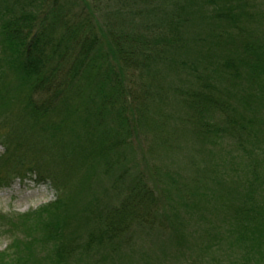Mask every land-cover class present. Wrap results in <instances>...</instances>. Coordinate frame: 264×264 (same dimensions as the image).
I'll return each mask as SVG.
<instances>
[{
  "label": "rangeland",
  "instance_id": "rangeland-1",
  "mask_svg": "<svg viewBox=\"0 0 264 264\" xmlns=\"http://www.w3.org/2000/svg\"><path fill=\"white\" fill-rule=\"evenodd\" d=\"M12 1L6 0L5 5ZM53 5L59 10L58 17L72 29L81 26L84 33V20L91 18L87 16L90 14L92 22L99 24L98 37L128 32L140 42H150L156 50L144 69L124 76L127 98L123 101L132 110V115L126 110L125 118L133 122L121 130L116 120H108L110 133L120 130L117 146L108 155L109 170L89 166L68 189V193H78L70 204L72 218L64 224L63 235L71 239L67 243L70 249L64 253L63 262L56 264H232L228 256L237 248L228 232L237 229L233 215L236 209H247V200L254 194L264 196V121L262 125L259 121L264 119V105L258 99L264 91L256 94L254 101L255 93L244 89L245 80L238 83L239 89L232 87L236 79L227 61L236 63L245 58L253 37L264 41V0H194V12H187L188 23L181 24L183 29H179L175 7L160 1L57 0L49 4ZM226 7L230 16L238 18L235 24L228 22ZM214 13L218 17H213ZM63 47L61 44L60 50ZM188 63L195 66L197 79L187 70ZM79 73L83 74L82 67ZM11 78L15 88L19 80ZM197 80L214 86L224 100L232 95L233 105L237 103L235 91L238 97L250 100L249 106L260 104L255 109L241 107L240 113L253 119L250 134L242 129L240 119L230 125L233 130L240 126L238 135L244 147L256 152L257 165L252 166L247 152L231 138L221 135L212 147L193 132L180 97L197 89ZM204 85L198 84V88L203 91ZM84 91L85 97L93 94V86L86 85ZM130 97L132 106L128 104ZM4 150L0 145V154ZM33 179H14L0 188V219L6 220H0V252L10 243L11 235L22 237L20 228L17 232L13 227L18 214L56 198L53 189ZM137 182L146 183L153 191L156 214L146 215L142 225L123 226L109 240L100 236L103 241L95 239L88 244V234L97 227L95 217L86 212L88 205L95 206L97 200L101 206L115 205ZM259 204L264 208V203ZM101 230L93 235L98 237ZM35 240L24 263L49 264L42 257L51 244L39 242V235ZM16 258L8 252L0 264L5 259L13 263Z\"/></svg>",
  "mask_w": 264,
  "mask_h": 264
},
{
  "label": "trees",
  "instance_id": "trees-1",
  "mask_svg": "<svg viewBox=\"0 0 264 264\" xmlns=\"http://www.w3.org/2000/svg\"><path fill=\"white\" fill-rule=\"evenodd\" d=\"M134 1H160L174 6L179 12V29H183L182 23H188L187 12H194L191 9L194 0ZM48 2L13 0L7 5L6 0L0 2V145L5 148L0 154V188L10 185L14 179L34 178L37 184L48 185L56 193L54 201L16 216L18 224L13 223V227L17 232L20 228L21 238L11 235L13 230L9 228L11 241L0 252V260L11 252L18 263L28 259L27 251L36 245L37 235L39 242L51 244L42 258L49 264L63 262L64 253L70 249L67 243L71 241L63 235L64 224L72 218L70 204L78 194L68 193V189L89 166L97 168L101 165L105 172L109 170L108 155L110 157L117 146L116 136L120 130L110 133L108 120H116L121 130L133 122L125 118L126 110L130 115L132 110L126 108V101H123L127 98L124 76L127 72L144 69L143 65L151 55L156 56L150 42H140L128 32L98 37L99 24L92 22L90 14L87 16L92 19L84 20V33L81 26L72 29L58 17L56 6H49L57 0ZM226 12L228 22L235 24L238 18L230 16L228 7ZM213 17H218L217 13ZM173 32L181 35L178 29L173 28ZM255 38L245 58L236 63L235 60L227 61L236 79L232 80V87L237 85L239 89L238 83L245 80L244 89L255 93L254 101L258 97L256 94L264 91V41ZM61 44L63 50H60ZM81 67L83 74L79 73ZM187 68L197 79L195 66L188 63ZM11 76L19 80L15 88L11 87ZM204 83L197 80L194 82L197 89L190 90L185 96L181 94L180 101L189 114L187 123L200 140L212 147L218 144L221 135L231 138L247 152L252 166L257 165L256 152L244 147L245 143L238 135L242 129L247 134L252 132L253 119L240 113L243 112L241 107H251L250 100L238 97V91H235L237 103L233 105L232 95L224 100L216 94L214 86ZM198 84L204 85L203 91ZM86 85L93 86L94 93L85 97ZM129 99L131 101V97ZM132 99L134 102L135 97ZM258 99L263 106L264 96ZM128 104L132 106V101ZM239 119L242 129L239 126L233 130L230 125ZM259 121L262 125L264 119ZM137 183L129 187L121 202L115 205L101 206L98 200L95 204L98 209L88 205L86 212L97 222L95 231L88 234V244L95 239L103 241L100 236L109 240L110 235L115 236L123 226L142 225L146 215L156 214L153 191L146 183ZM248 184L252 185L251 182ZM252 199L247 200V209H236L233 219L237 229L228 231L237 247L228 256L232 264H264V208L259 204V201L264 203L261 200L264 196L254 194ZM0 220L6 222L4 217ZM99 230L101 235H93ZM5 260L3 264H16V261ZM37 262L28 264H40Z\"/></svg>",
  "mask_w": 264,
  "mask_h": 264
}]
</instances>
